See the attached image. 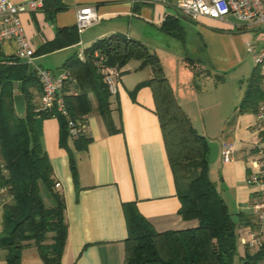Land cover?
<instances>
[{"label": "crops", "instance_id": "obj_1", "mask_svg": "<svg viewBox=\"0 0 264 264\" xmlns=\"http://www.w3.org/2000/svg\"><path fill=\"white\" fill-rule=\"evenodd\" d=\"M11 1L25 3L28 0ZM177 1L52 0L63 8L55 11V5H44L22 13L20 18L37 49L54 39L59 28L75 26L81 7H95L99 18L78 30L77 43L35 55L34 62L60 72L69 57L81 53L97 39L115 32L124 33L142 41L158 55L177 101L191 121L201 106V94L208 83L217 88L221 97L217 111L212 113L217 117L216 129L202 133L219 143L216 164H210V177L212 180L215 177L213 181L232 218L241 224L248 218L251 222L245 225L249 227L256 193L246 184L247 162L262 143V136L256 128V112H241L239 107L256 65L246 60L244 53L235 50L230 34L233 32L235 36L237 27L241 31L249 25L238 26L226 18H193L178 8ZM52 11L55 12L52 14ZM16 48L14 41H5L0 44V53L14 55ZM136 61L121 68L118 91L111 93V116L118 130L109 132L98 110L97 98L91 93L93 109L84 119L85 134L91 138L89 145L76 149V137L69 135L67 143L76 161V179L72 175L68 150L60 145L59 118H38L41 141L58 183L56 189L63 194L66 203L69 232L62 264H124L128 235L124 203H135L158 231L197 225L196 220H184L179 214L181 202L155 112L153 91L150 86H138L151 78L152 70L149 66L139 68L140 61ZM34 94L37 104L42 90L35 89ZM224 142L235 147L234 158L225 163L220 156ZM48 198L47 204H52L50 195ZM13 202L8 189L0 188V235L4 233L5 207ZM241 214L247 217L243 219ZM6 254V250H0V264H5ZM22 261L44 264L35 245L23 250Z\"/></svg>", "mask_w": 264, "mask_h": 264}, {"label": "trees", "instance_id": "obj_2", "mask_svg": "<svg viewBox=\"0 0 264 264\" xmlns=\"http://www.w3.org/2000/svg\"><path fill=\"white\" fill-rule=\"evenodd\" d=\"M46 5H55V11L63 8L52 0H45ZM79 39L77 25L59 28L55 38L40 45L35 55L53 52ZM96 51L106 58V63L120 69L131 60L140 61L139 68H151V78L138 86L147 85L153 91L155 112L181 202L179 214L184 220L197 221L194 227L158 231L135 203H124L128 231L124 264H233L237 223L210 177L208 138L195 128L177 101L156 53L142 41L115 32L85 48V60H81L78 53L69 57L63 70L70 72L75 80L73 84L79 89L77 95L66 96L71 117L84 120L93 109L90 94L94 93L109 132L118 130L111 116V93L94 63ZM263 79L264 75L256 66L248 79L239 107L241 112L258 110L264 99ZM71 85L67 84L68 90ZM35 89L42 90L36 70L30 71V64L15 54L0 53V188L6 187L14 198V202L5 207L4 233L0 235V249L7 251L5 264H24L22 253L30 245L38 248L44 264H62L67 244L69 225L65 198L56 189L53 166L44 150L37 121L38 118H59L60 145L68 150L72 175L76 179V161L67 143L68 120L56 108L36 111ZM17 93H22L26 101L24 117L15 109ZM90 141L86 134H80L74 140L75 148L85 149ZM41 183L46 186L52 204L43 199ZM244 222L248 224L251 220L246 218ZM263 258L264 245L254 256L247 254L245 264H255Z\"/></svg>", "mask_w": 264, "mask_h": 264}, {"label": "built area", "instance_id": "obj_3", "mask_svg": "<svg viewBox=\"0 0 264 264\" xmlns=\"http://www.w3.org/2000/svg\"><path fill=\"white\" fill-rule=\"evenodd\" d=\"M44 5L45 0H28L25 3L0 0V44L5 41H14L17 44L15 55L28 62L36 70L42 85V94L40 101L36 104V111H50L52 108H56L58 113L67 118L70 136L76 137L87 132V125L85 120L72 118L68 110L66 96L79 93V89L73 84L75 80L69 71L55 72L34 62L36 47L27 36L20 18L22 13L35 11L43 8ZM177 6L193 18L208 16L213 19L224 20L228 15L233 14L240 20L264 26V0H178ZM98 18L95 7L89 5L81 7L76 20L78 30L81 31L92 25ZM248 49L249 51L254 50L251 45ZM78 56L81 60H85L84 51ZM94 57V63L110 93H117L121 69L106 63V58L99 51L95 52ZM254 61L264 75V45L258 49ZM69 82L72 85L68 90L67 84ZM256 117V128L262 136V143L256 147L255 152L247 162L249 166L247 183L254 188L256 193L252 223L248 227L247 236L242 238V242L247 248L264 245V99L259 104ZM234 149L232 143L224 142L222 144L220 150L222 162H229L234 158ZM255 264H264V258Z\"/></svg>", "mask_w": 264, "mask_h": 264}, {"label": "rangeland", "instance_id": "obj_4", "mask_svg": "<svg viewBox=\"0 0 264 264\" xmlns=\"http://www.w3.org/2000/svg\"><path fill=\"white\" fill-rule=\"evenodd\" d=\"M227 20H230L232 23L236 25H249L245 30H239L237 27L235 30V33L237 35L234 36L233 32H230L233 42H234V48L239 53L240 51L244 53V57L246 60L250 61L253 65L255 64L254 56L257 54L258 49L264 44V26H254L251 24L250 21H244L238 19L233 14H230L226 17ZM252 25V26H251ZM244 33V34H242ZM240 35V36H239ZM243 43V47L241 44ZM251 45L254 48V52H250L248 47ZM35 58V57H34ZM136 60H131L129 63L133 64L136 63ZM57 70V69H55ZM200 82V81H199ZM262 89L264 90V79L261 83ZM217 88H214L208 83V87L206 90H204L201 94V101H200V108H197L198 111L196 113V116H192V123L195 126V128L202 134L204 130H207V133L210 132V129L212 128L211 132H213V129H216V123H217V117L212 116V113H215L217 111L218 103L220 101L219 90H216ZM213 121V125H212ZM220 163V161L217 162V164ZM214 165L216 163H213ZM247 163V168H248ZM213 180L215 177H212ZM246 184L252 188L251 185L247 183ZM41 194L43 199L46 203L50 200L49 192L44 184L41 183ZM250 206V205H249ZM253 205L251 204V209ZM251 212V211H250ZM236 216V215H235ZM237 220V226H236V254L234 257L233 264H245V257L248 255L254 256L261 248L260 245H255L254 247L247 248L245 244L242 242V238L247 236L248 226L245 224H241ZM264 241V239H263ZM1 250V249H0ZM252 264V263H250ZM254 264V263H253Z\"/></svg>", "mask_w": 264, "mask_h": 264}, {"label": "water", "instance_id": "obj_5", "mask_svg": "<svg viewBox=\"0 0 264 264\" xmlns=\"http://www.w3.org/2000/svg\"><path fill=\"white\" fill-rule=\"evenodd\" d=\"M30 71H33V67L30 66ZM14 104L16 112L21 116H25L26 112V101L24 95L22 93H17L14 96ZM209 145V154H208V161L209 163H214L219 155V143L217 141H212L208 139Z\"/></svg>", "mask_w": 264, "mask_h": 264}]
</instances>
